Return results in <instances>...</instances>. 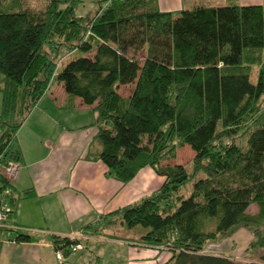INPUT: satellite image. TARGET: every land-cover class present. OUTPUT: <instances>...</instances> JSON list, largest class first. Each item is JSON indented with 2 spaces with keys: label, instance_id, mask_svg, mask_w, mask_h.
<instances>
[{
  "label": "trees",
  "instance_id": "1",
  "mask_svg": "<svg viewBox=\"0 0 264 264\" xmlns=\"http://www.w3.org/2000/svg\"><path fill=\"white\" fill-rule=\"evenodd\" d=\"M81 1L0 0V164L20 162L17 133L58 80L63 108L80 98L97 113L98 158L116 179L129 183L147 166L165 179L106 215L102 230L137 232L125 240L167 249L164 264H242L204 249L245 225L254 235L249 250L261 251L249 264H264V6L162 11L158 0H99L107 4L81 17ZM65 49L81 54L58 62ZM127 84L135 86L124 97ZM236 136L246 145L225 141ZM182 145L195 152L191 170L161 164ZM0 188L11 189L12 217L19 198L1 168ZM253 203L256 215L248 213ZM21 229L11 239L29 240ZM53 240L65 254L78 242Z\"/></svg>",
  "mask_w": 264,
  "mask_h": 264
},
{
  "label": "crops",
  "instance_id": "2",
  "mask_svg": "<svg viewBox=\"0 0 264 264\" xmlns=\"http://www.w3.org/2000/svg\"><path fill=\"white\" fill-rule=\"evenodd\" d=\"M106 4L82 0L76 12L81 17L93 15ZM201 4L264 6V0H158L162 11ZM67 98L62 82L52 84L17 133L21 169L15 191L19 200L11 221L30 239L0 236V264H61L56 256L61 244L57 246L53 236H79L86 243L90 233L102 230L106 215L141 201L164 182L151 167L143 168L129 183L116 179L98 158L97 113L80 98L74 108L65 109L62 105ZM1 106L0 93V111ZM28 190L33 194L26 197ZM106 240L128 244L118 238ZM72 254L65 256L69 259Z\"/></svg>",
  "mask_w": 264,
  "mask_h": 264
},
{
  "label": "rangeland",
  "instance_id": "3",
  "mask_svg": "<svg viewBox=\"0 0 264 264\" xmlns=\"http://www.w3.org/2000/svg\"><path fill=\"white\" fill-rule=\"evenodd\" d=\"M26 1L30 5L41 7L48 0H26ZM65 50L60 51L59 53L60 59L58 58V62L59 60H61V58L63 59L65 58L64 59L65 61L67 59L77 57L81 54L78 50H73L72 53H70V55L69 54L64 55L66 54L65 52H67V50L66 51ZM257 73H258V69L255 68L251 76L253 82H256L257 80V75H258ZM58 82L60 81L55 80L53 82V85L58 84ZM134 86H135L134 84L122 85L119 87V93L124 97H129L134 90ZM261 106L262 109L264 110V98L261 101ZM246 138L247 137L244 136H236L232 139L231 138L226 139L225 141L226 142L234 141L240 146H245L247 141ZM194 156H195V152L189 145H182L177 149L176 158H171L162 161L161 164H163L164 166L181 164L191 170ZM158 189L154 190L151 194H153ZM191 189H192V184L189 183L188 185H186L181 189V192L187 194L191 191ZM259 211H260V207L257 203H253L248 209V213L251 215H256L259 213ZM9 234L10 232L8 230H3L0 233V236L2 238L8 239ZM125 237H126V233H124V231L121 230L119 226L114 230H100L94 233H90L89 236L90 239L87 240L86 243L83 242L81 239L80 241L82 242V247L80 249L73 251V254L69 259H67L64 254L63 262H66L68 260L70 264H128V262L131 263V261H133L134 264H164L171 258V253L165 248L145 246L138 242L127 244L124 242H114V241L106 240V239L118 238L126 242L125 239H130L129 237L138 238L139 234L136 232L135 234H128L127 237L126 238ZM253 239H254V235L251 231V228L249 226L240 225L232 233H229L224 238L219 239V241H212L211 243H209L205 247L204 252L207 254L229 255L234 257L237 261H240V263L242 264H249L253 258H258L259 255L261 254V251L252 253L249 250V245L253 241ZM129 244L132 246H130ZM61 252L65 253L64 250H61Z\"/></svg>",
  "mask_w": 264,
  "mask_h": 264
},
{
  "label": "built area",
  "instance_id": "4",
  "mask_svg": "<svg viewBox=\"0 0 264 264\" xmlns=\"http://www.w3.org/2000/svg\"><path fill=\"white\" fill-rule=\"evenodd\" d=\"M0 168L2 169V175L4 176V178H6L10 182H14L19 175L21 163L18 161L10 160L6 164H0ZM10 195L11 189L0 188V233L3 230H8L10 232L9 237L12 238V230L18 228L19 226L13 224L10 221L11 213L13 211V208L10 204ZM71 239L78 241L77 243L71 244L69 246V249L72 252L82 247V242L80 241L81 237L72 236ZM61 250H63L61 247L57 249L56 256L59 261L63 262L65 253H62Z\"/></svg>",
  "mask_w": 264,
  "mask_h": 264
}]
</instances>
